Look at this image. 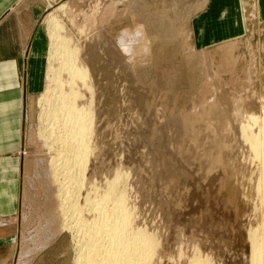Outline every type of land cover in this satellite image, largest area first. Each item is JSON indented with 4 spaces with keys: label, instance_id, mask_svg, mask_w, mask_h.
<instances>
[{
    "label": "rangeland",
    "instance_id": "374dc122",
    "mask_svg": "<svg viewBox=\"0 0 264 264\" xmlns=\"http://www.w3.org/2000/svg\"><path fill=\"white\" fill-rule=\"evenodd\" d=\"M196 2L45 1L44 85L23 110L21 203L11 241L0 244V264H74L77 255L73 232L58 221L54 153L38 135L53 15L57 34L79 47L95 87L90 177L101 183L119 169L128 174L140 223L160 236L159 264L176 263L185 237L196 233L212 231L242 259L249 228L264 237L255 210L258 165L241 146L244 118L264 115V21L248 11L244 35L198 48Z\"/></svg>",
    "mask_w": 264,
    "mask_h": 264
},
{
    "label": "bare ground",
    "instance_id": "6f19581e",
    "mask_svg": "<svg viewBox=\"0 0 264 264\" xmlns=\"http://www.w3.org/2000/svg\"><path fill=\"white\" fill-rule=\"evenodd\" d=\"M51 20L48 85L40 99L42 125L38 135L43 145L54 153L51 177L58 188V221L60 229L73 232L77 250L74 264H159L160 236L140 223L137 203L129 195L132 186L128 174L119 169L113 179L101 183L90 177L95 123L91 70L81 60L79 47L70 46L69 39L57 34L60 27L54 15ZM241 143L248 148L251 155L248 158L258 165L256 188L262 199L255 210L262 214L264 224V115L244 118ZM213 234L207 231L204 235L186 236L181 258L178 255V263L172 259L173 263L231 264L236 260L239 264H264V237L259 228H249V252L245 259L232 255L229 245L221 244ZM209 236L218 242L213 240L208 244Z\"/></svg>",
    "mask_w": 264,
    "mask_h": 264
},
{
    "label": "crops",
    "instance_id": "0c3cea01",
    "mask_svg": "<svg viewBox=\"0 0 264 264\" xmlns=\"http://www.w3.org/2000/svg\"><path fill=\"white\" fill-rule=\"evenodd\" d=\"M46 0H0V244L11 241L21 203L23 110L44 85ZM194 44L213 46L245 34L248 11L264 21V0H197ZM248 22V21H247Z\"/></svg>",
    "mask_w": 264,
    "mask_h": 264
}]
</instances>
